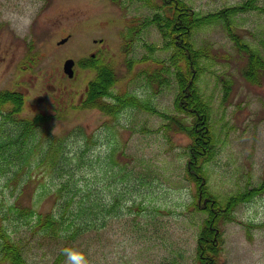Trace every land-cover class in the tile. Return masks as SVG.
<instances>
[{"label":"rangeland","instance_id":"1","mask_svg":"<svg viewBox=\"0 0 264 264\" xmlns=\"http://www.w3.org/2000/svg\"><path fill=\"white\" fill-rule=\"evenodd\" d=\"M183 1L206 14L244 0ZM132 2L124 0L119 6L109 0H0V91L23 96L15 117L49 116L39 130L72 132L69 141L81 128L91 137L92 176L98 188L122 200L120 216L108 217L105 227L98 223L100 228L88 234V255L60 264H197L196 238L206 215L191 206L194 187L186 178L184 153L189 138L162 128L166 120L158 114L182 117L173 107L175 84L170 78L169 86H148L142 74L161 69L155 60H166L170 52L156 50L152 59L128 70L126 59L149 54L144 43L161 45L157 30L149 26L130 51L122 50L126 22L154 12ZM257 4L264 8V0ZM237 21L244 40L264 54V13L246 11ZM196 34L199 43H211L218 56L228 54L217 57L209 68L212 72L204 73L199 82L209 99L217 140L214 157L204 164L205 174L209 192L222 200L264 182V78L250 84L241 77V62L222 25ZM96 57L100 64L113 65L118 77L114 93L151 95L150 107L158 113L127 108L111 119L96 108L83 107L87 83L95 75L84 65ZM66 59L75 61L71 78L63 72ZM216 75L230 79L225 102ZM113 145L119 147L116 159L125 162L127 174L133 172L132 181L123 180L126 184L117 169L106 166V152ZM232 215V221L220 224V264H264V189L237 205ZM39 245L29 246V263L53 264L55 244H48L50 249Z\"/></svg>","mask_w":264,"mask_h":264},{"label":"trees","instance_id":"2","mask_svg":"<svg viewBox=\"0 0 264 264\" xmlns=\"http://www.w3.org/2000/svg\"><path fill=\"white\" fill-rule=\"evenodd\" d=\"M132 1L154 12L126 22L121 33L122 50L130 51L149 26L157 30L161 45L144 43L149 54L138 60L126 59L127 68L152 59L150 54L156 50H168L166 60H155L161 69L142 74H146L148 86H169L174 81L173 107L182 117L156 112L150 107L151 95L114 93L117 73L113 65L100 64L97 58L84 65L95 75L87 83L82 106L96 108L111 119H118L127 108L158 113L166 120L162 128L189 138L184 153L186 178L194 187L191 206L206 215L196 238L195 263L220 264V224L232 221L237 205L249 202L264 189V182L259 188L222 200L209 192L204 164L214 157L217 140L210 122L209 99L201 92L199 82L204 73L212 72L209 68L217 57L227 58L228 54L218 56L211 43H199L196 31L222 25L231 49L238 55L237 61L243 63L238 68L241 77L250 84H259L264 78V54L244 40L235 24L238 14L250 10L264 13V8L257 4L258 0H244L202 14L183 0ZM109 2L120 6L124 0ZM215 77L222 86L225 102L231 90L230 79ZM22 106L20 93L0 91V264H30L27 250L37 243L49 249L48 244H55L53 264L85 258L89 252L88 234L100 228L98 223L105 227L108 217L120 216L122 200L100 190L92 176L95 154L90 151L91 137H85L81 128L75 130L72 141V132H43L39 129L50 117L38 114L28 120L17 119ZM118 149L113 145L106 152V166L117 169L121 182H130L133 172L127 174L125 162L116 159ZM132 204L135 205L134 200ZM137 208L142 211L140 206Z\"/></svg>","mask_w":264,"mask_h":264},{"label":"water","instance_id":"3","mask_svg":"<svg viewBox=\"0 0 264 264\" xmlns=\"http://www.w3.org/2000/svg\"><path fill=\"white\" fill-rule=\"evenodd\" d=\"M64 40H66V38L62 39L60 42H58V44L62 43ZM72 66H73L72 60L65 61L64 65H63V70L68 75V77H72V75H73Z\"/></svg>","mask_w":264,"mask_h":264}]
</instances>
